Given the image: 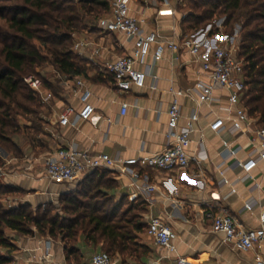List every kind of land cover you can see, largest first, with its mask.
<instances>
[{"label": "crops", "instance_id": "obj_1", "mask_svg": "<svg viewBox=\"0 0 264 264\" xmlns=\"http://www.w3.org/2000/svg\"><path fill=\"white\" fill-rule=\"evenodd\" d=\"M107 1L108 13L110 0ZM166 1V7L174 11L172 15L157 14L164 0H127L129 14L143 19L144 31H154L160 38L179 43L195 35L197 32L182 29L181 21L186 13L182 8L184 0ZM77 37L90 40L99 47V53L92 58L89 50L79 56L86 64L85 74L73 78L58 75L56 94L42 88L39 95L43 104L40 112L43 129L35 132L28 127L29 123L23 122L27 126L26 133L15 139L18 155L0 147L3 162L0 184L24 190L20 202L35 207L58 202L62 194L75 190L93 172L71 183L48 180L43 172V161L59 148L74 147L91 154L105 153L122 159L151 157L164 151L170 88L190 91L196 80L204 78L185 49L180 48L178 53L166 50L162 58L154 60L149 54L144 65H136L148 73L143 88L120 92L104 70V64L132 54V41L118 32H104L96 23L89 22L75 35ZM151 75L156 76L155 81ZM76 78L82 79L90 91L89 102L94 106V113L88 120L74 126H60L58 114L61 109L66 105L75 108L81 105L78 94L73 92ZM64 79L69 80V84L65 85ZM151 83L156 84L155 90L149 88ZM226 94L225 90L217 89L215 99L199 108H196L193 98L179 99L180 125H185L190 114L197 111L198 119L188 153L194 156L200 150L204 152L205 156L198 164L167 172L133 166H127L123 171L106 169L103 180L111 181L112 186L105 187V191L121 208L127 202L137 204L140 209L138 215L145 224L135 239L137 250L125 256L113 254L112 264H176L177 256L193 264H255L256 255L264 258V241L249 250L237 248L223 241L222 234L214 231L212 220L206 215L208 211L217 212L224 208L245 227L255 228L259 225V207L254 205L248 210L245 202L264 204V163H260L252 174L260 188H255L252 180L243 176L239 165L249 147L248 136L233 134L227 127L218 132L209 129L208 125L215 117H228ZM50 98L54 101L55 110L48 111L45 116L43 111L47 109ZM123 103L126 108L122 114ZM223 140L232 146H241L235 157L225 156ZM134 170L140 175L135 180L131 176ZM148 185L153 189L144 191ZM13 200L14 205L19 199L14 197ZM150 216L161 217L175 231L174 251L159 247L147 234ZM7 236L14 247L11 250L0 248V253L9 260L6 264H91V256L101 251L99 244L91 243L81 233L76 235L77 255L70 258H66L60 239L39 235L35 231L33 235H23L9 230Z\"/></svg>", "mask_w": 264, "mask_h": 264}, {"label": "trees", "instance_id": "obj_2", "mask_svg": "<svg viewBox=\"0 0 264 264\" xmlns=\"http://www.w3.org/2000/svg\"><path fill=\"white\" fill-rule=\"evenodd\" d=\"M0 146L18 155L15 139L24 136L26 124L35 132L43 129V106L39 93L24 81L28 73H39L45 64L66 78L84 75L86 64L73 50L75 35L85 28L86 19L97 20L107 13V0H0ZM174 1V0H169ZM187 9L183 30L198 31L214 17L224 16V26L241 21L242 38L238 56L244 61L245 91L242 103L249 115L264 118V0H184ZM39 75V74H38ZM42 88L50 90L48 80ZM22 121V122H21ZM24 122V123H23ZM3 162L0 159V167ZM106 169L94 170L77 188L58 199L59 211L45 204L27 202L7 206L5 199L21 197L25 191L0 184V248L13 249L9 230L19 234L60 239L66 258L76 257V235L81 233L93 244L107 245L110 256L133 254L138 244L141 222L137 204L125 209L116 205L105 191L112 182L103 180ZM14 201V200H13ZM137 207V208H136ZM133 209L137 212L132 213ZM8 258L0 253V264Z\"/></svg>", "mask_w": 264, "mask_h": 264}, {"label": "built area", "instance_id": "obj_3", "mask_svg": "<svg viewBox=\"0 0 264 264\" xmlns=\"http://www.w3.org/2000/svg\"><path fill=\"white\" fill-rule=\"evenodd\" d=\"M166 5L167 1L164 0L162 7L157 10L158 15H172L174 13L172 8L166 7ZM143 23V19H137L129 14L127 0H110L109 12L100 16L96 21L100 30L107 33H121L132 41V54L118 57L104 64V70L111 76L116 90L129 92L133 88H143L148 73L138 69L136 65H144L149 54L154 60L160 59L166 50L171 53H178L180 48L185 49L192 57V61L197 64L200 75L204 77L196 80L190 91L170 88L171 101L167 108L166 148L156 156L125 159L105 153L91 154L87 150L74 147L59 148L43 161L45 177L53 182L71 183L96 169L123 171L127 166H133L138 168L151 167L167 172L186 169L192 163L198 164L205 156L204 152L200 150L194 156L188 153L191 134L198 119L197 111L194 110L190 114L185 125H180L181 106L179 99L181 97L193 98L196 108H199L204 104H210L215 99L214 92L220 89L227 92L226 110L228 117H215L209 123V129L218 132L227 127L233 134L248 136L249 147L245 158L240 161L239 165L243 176L252 180L255 188H260L252 174L260 163H264V118L260 120L258 117L249 115L243 106L244 61L238 56V53L234 52V40L222 34L197 32L189 39L185 38L177 43L158 37L154 31L145 32ZM72 50L78 56L89 50L91 58L99 53V47L82 37L74 39ZM151 78L156 80L155 75H151ZM24 81L35 92L39 94L42 92L40 80L33 76H26ZM68 81L67 79L63 80L65 85L69 84ZM73 85V92L78 94L81 105L79 108L72 105L64 106L58 114L60 126H74L81 121L88 120L94 113V106L89 102L90 91L85 87L83 80L76 78ZM149 88L155 90L157 86L155 83H151ZM125 108L126 104L123 103L121 105L122 114L125 112ZM222 148L226 152V157H235L241 146H232L229 141L223 140ZM262 175L264 176V170ZM131 176L135 180L140 176L139 171H132ZM152 189L153 186L151 185L143 188L144 191ZM254 205L259 207V225L255 228L245 227L224 208L217 212L208 211L206 215L212 220L214 231L222 234L224 242L243 250H249L264 241V204L245 202V208L248 210L252 209ZM147 234L159 247L174 251L173 242L176 233L161 217L150 216L148 218ZM254 261L255 264H264V258L260 255H256ZM91 264H112V258L106 251L96 252L91 256ZM176 264L193 263L184 257L177 256Z\"/></svg>", "mask_w": 264, "mask_h": 264}, {"label": "rangeland", "instance_id": "obj_4", "mask_svg": "<svg viewBox=\"0 0 264 264\" xmlns=\"http://www.w3.org/2000/svg\"><path fill=\"white\" fill-rule=\"evenodd\" d=\"M12 3L10 2H5V1H0V6H4V5H10ZM186 2H183L182 8H184V5L186 6ZM187 10V9H185ZM225 17L224 16H220V17H214L212 21H210L209 23H206V25H204L202 28H200L198 31L196 32H204V33H208V34H222V35H226L227 37H231L234 40V44H235V50L234 52L238 53L239 52V44L241 42V38H242V31H241V25L242 22L241 21H237V22H233L232 26H224ZM97 20H92V19H86V22H89L90 24H95ZM4 22L3 20H0V25H2ZM38 74L36 75L35 73H31V76H33L34 78L38 79L41 81V79L44 80H48L50 83V94H56L58 92V80H59V76L56 72V70L54 69V67L50 64H45L43 65L41 68L38 69ZM26 76H30V73H28ZM49 102V103H48ZM47 102L46 106L47 109H45V111H43V114L45 116H47V112H52L53 110H55V104L54 101L50 98V100ZM43 116V115H42ZM22 122V121H21ZM25 123H28L27 121H24ZM1 147V146H0ZM2 160V159H1ZM21 197H17V202H20ZM4 202L7 204V206H12L13 205V200L11 198L5 199ZM127 204H129V202H127ZM127 204L124 206V209L126 208ZM47 205V204H46ZM48 205H51V208H53L56 211H59V204L58 202L55 203H49ZM45 205H42V208H44ZM35 208V206H33ZM37 207V206H36ZM137 207L139 208V206L137 205ZM136 207V208H137ZM137 212V209H133L132 213ZM139 217V216H138ZM101 250H107V245L105 244H101L100 245Z\"/></svg>", "mask_w": 264, "mask_h": 264}]
</instances>
